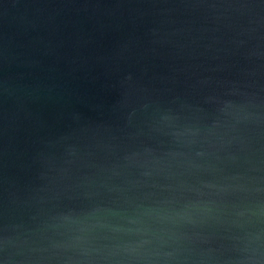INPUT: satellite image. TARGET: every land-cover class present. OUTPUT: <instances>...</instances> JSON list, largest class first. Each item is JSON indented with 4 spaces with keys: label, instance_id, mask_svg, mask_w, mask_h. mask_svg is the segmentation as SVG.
I'll return each mask as SVG.
<instances>
[{
    "label": "water",
    "instance_id": "95a60500",
    "mask_svg": "<svg viewBox=\"0 0 264 264\" xmlns=\"http://www.w3.org/2000/svg\"><path fill=\"white\" fill-rule=\"evenodd\" d=\"M128 67L194 143L114 124ZM262 99L264 0H0V258L108 264L145 236L152 259L264 258Z\"/></svg>",
    "mask_w": 264,
    "mask_h": 264
},
{
    "label": "clouds",
    "instance_id": "9594fccd",
    "mask_svg": "<svg viewBox=\"0 0 264 264\" xmlns=\"http://www.w3.org/2000/svg\"><path fill=\"white\" fill-rule=\"evenodd\" d=\"M237 43L243 44L244 41L239 40ZM138 79L139 77L135 68L128 67L122 70L119 76V86L122 90V98L118 100L115 105H113L112 109L117 117L114 124H116L119 128L120 124L129 119L133 113L140 112L145 117L143 131H146L148 134L153 136H172L179 138L191 133L193 139L187 140L186 143H194V137L197 133H199L200 129L198 127L190 126V124L185 121L181 114L176 110L177 107L182 108L184 106L183 104H178L179 97L166 99L163 96L145 88L143 90V94L138 98V101L135 104L131 101L130 85L134 80ZM247 103H251V101H247ZM261 104H264V99L257 101L256 106L258 107ZM73 119L78 121V115L74 116ZM236 119H239V117H236ZM75 130L76 127H72L69 131L61 133L56 140L69 138L73 133H75ZM55 141H50V143ZM177 154L178 153L175 155ZM196 155H204V151H197ZM60 215L65 219L67 218V215L64 213H61ZM76 239H79V237ZM157 239L161 244L165 242L162 238ZM7 240L8 237L5 235L2 238L0 247H2L3 244H6ZM152 244L153 239L148 236H145L144 238L137 241L121 242L117 244L115 248L119 252L125 253L127 255L115 261L109 260L108 264H180L181 258L175 256L173 252L157 251L155 256H163V260L152 259L149 256L143 255L141 253V248L145 245ZM105 260H108V258L105 257ZM0 264H22V262L14 260L9 255H4L2 258H0ZM88 264H91V261H89ZM225 264H264V258L259 255L255 257L249 256L236 261H228L225 262Z\"/></svg>",
    "mask_w": 264,
    "mask_h": 264
}]
</instances>
